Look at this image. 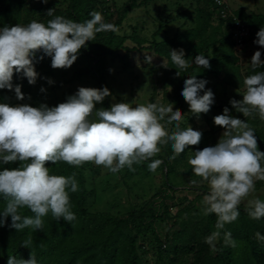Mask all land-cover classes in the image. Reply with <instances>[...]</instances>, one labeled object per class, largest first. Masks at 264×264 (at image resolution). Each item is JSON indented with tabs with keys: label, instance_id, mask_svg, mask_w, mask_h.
<instances>
[{
	"label": "clouds",
	"instance_id": "1",
	"mask_svg": "<svg viewBox=\"0 0 264 264\" xmlns=\"http://www.w3.org/2000/svg\"><path fill=\"white\" fill-rule=\"evenodd\" d=\"M47 15H53L52 9ZM89 16L83 22L55 15L46 23L33 19L27 24L0 27V89H13L17 99H23L21 85L13 86V74L22 73L29 84H34L39 75L34 64L38 51L43 53L39 59L51 57L53 68H67L77 59L78 50L86 47V41L92 40L96 33L118 31L115 25L104 21L99 11H92ZM256 36L254 43L264 46V26ZM169 51L171 63L164 60L162 63L174 65L179 74L189 61L183 52ZM146 59L150 61L151 57ZM192 62L209 67L205 54L199 53ZM250 65L254 69L264 65L261 50L254 52ZM206 83L195 74L183 81L180 95L194 114L208 112L214 103V93L205 89ZM244 85L243 98L231 99L229 103L245 117L257 113L264 120V71L245 76ZM109 95L106 86H79L74 94L55 106L0 102V163L23 162L17 168L0 169V198L6 201L4 210L0 211V226L10 216L9 226L17 231L28 226L37 230L49 212L56 220H75L69 192L78 190V182L74 176L52 173L46 162L64 161L78 166L90 161L117 172L125 166L134 171V162L149 161L146 167L152 171L161 163L159 159L149 160L159 151L158 145L167 142L172 149L170 158H175L186 147L200 142L202 132L191 126L181 128L179 122L184 115L171 104L133 105L121 101L108 108H95ZM160 121L175 122V130L166 133ZM213 121L224 129L222 135L214 146L194 151L188 163L192 173L207 181L204 211L215 213L216 228L222 229L225 223L237 219L238 205L254 190L255 180H264V151L258 148L256 132L247 119L232 115L228 107L214 116ZM247 205L250 217H264V200L256 197L248 200ZM24 207L33 215H22L19 209ZM219 234L212 232L205 238L206 242L213 243ZM256 237L264 240L259 232ZM225 238L228 242L231 233L226 232ZM23 246L27 247L28 242ZM7 264H38V261L31 253L28 259L9 256Z\"/></svg>",
	"mask_w": 264,
	"mask_h": 264
},
{
	"label": "rangeland",
	"instance_id": "2",
	"mask_svg": "<svg viewBox=\"0 0 264 264\" xmlns=\"http://www.w3.org/2000/svg\"><path fill=\"white\" fill-rule=\"evenodd\" d=\"M68 1L33 0L31 11L29 8L27 12L25 11L26 19L22 24H27L33 19L40 21L43 16H47L50 9L64 10ZM132 1L93 0L95 11L102 14L105 22L115 25L121 18V24L116 32L125 38L123 47H117L114 55L106 59L103 83L97 75L92 74L65 84L76 70L94 66V62L87 55V48L82 46L78 50L77 59L67 68H53L51 57L43 60L36 82L22 90L23 99H17L13 90L0 89V102L9 105L26 103L34 107L42 103L55 106L64 102L67 96L74 94L79 86L96 88L106 86L110 90V95L95 105L97 109L108 108L114 103L125 101L132 102L133 105L148 102L171 104L174 110H179L184 115L179 122L180 127L191 126L194 130L201 131L200 142L186 147L175 158H170L172 149L167 142L158 145L159 151L149 160L159 159L161 163L152 171L146 167L149 161L134 162L132 165L134 171L125 166L117 172H111L103 165L88 161L87 183L94 193L88 201L86 210L92 214L105 212L116 218H129L132 222L124 232L136 239L135 247L140 264H191L192 257L182 255V251L180 254H173L170 252L171 248L176 240L183 246L191 238L203 242L207 226L213 221L217 222V215L205 213L203 197L208 191L207 181L192 173L188 158L194 155V151L217 143L224 129L214 124L213 117L221 114L224 107H228L232 115L242 120L247 119L249 126L256 132L254 135L258 148L264 150V120H261L257 113L245 117L229 103L231 99L243 98L242 93L246 90L244 78L251 75L253 70L250 65L251 57L259 49L261 60H264V46L254 43L258 37H254L249 28L245 27L244 30L233 28L232 35L217 54H214V49L207 52L208 56L211 55L209 57L222 66L219 77L205 78L207 81L205 89L213 91L214 103L206 113L194 114L185 111L178 106L174 87L166 86L163 82L162 69L165 66L162 62L167 61L156 55L149 47L154 41L164 42L178 32L195 28L198 25V0H136L139 7L126 11ZM221 1L232 12L244 9L247 13L264 15V0ZM41 8L43 13L40 11ZM213 9H210L214 12V18L209 25V31L218 22L216 16L219 15L218 10L215 12ZM162 25H165V28L158 34ZM218 38L221 39L222 36L219 35ZM89 50H92V47H89ZM146 57H151V60ZM49 80L52 83H49ZM42 87L44 91H41ZM160 122L166 133L175 130V122L168 124ZM190 180H196L198 183L191 184ZM256 197L264 200V180H255L254 190L248 197L242 199L238 205L239 210L247 209V201ZM149 208L155 210V215L161 216L154 226L163 244H158L153 234L139 232L137 225L133 223L135 216L140 218V214ZM238 219L239 216L232 223L237 225ZM148 221H151V217ZM222 239L219 234L214 240L209 251L210 256L216 253L217 244ZM48 260L47 264H59L55 256H50Z\"/></svg>",
	"mask_w": 264,
	"mask_h": 264
},
{
	"label": "trees",
	"instance_id": "3",
	"mask_svg": "<svg viewBox=\"0 0 264 264\" xmlns=\"http://www.w3.org/2000/svg\"><path fill=\"white\" fill-rule=\"evenodd\" d=\"M32 1L0 0V27L24 23L25 11L27 12L28 8L31 11ZM138 7L139 4L133 0L126 11ZM219 8L215 0H198V25L195 28L178 32L173 38L164 42L154 41L149 47L156 55L164 58L167 63H171L169 50L183 52L185 59L189 61L188 67L179 70V74H176L177 69L171 64L162 69L163 82L166 86L174 87L178 106L185 111H190V109L180 95L183 81L192 74H195L198 79L220 76L221 63L209 57L208 50L214 49V54H217L223 48L225 41L232 35L231 30L236 28L237 21H240L244 28H249L254 37H257L256 33L264 26L263 14L247 13L244 9L232 12L227 8V18L222 19L216 14L218 22L209 31V25L214 18V12H211L210 9L216 12ZM40 11L43 13V8ZM92 11H95L93 0H69L64 10H53L52 16H43L40 21L46 23L55 15H61L77 22H83L90 18L89 13ZM120 24L121 18L115 26L118 27ZM164 28L165 25H162L158 34ZM219 35L222 36L221 39L218 38ZM124 41V37L111 30L96 33L92 40L86 41L85 47L88 49H86L87 55L94 62V66L76 70L65 84L92 74L97 75L103 83L106 59L114 55L117 47H123ZM89 47H92V50H89ZM199 53L205 54L209 58V67L204 68L192 62V59L194 60ZM41 55L43 53L38 51L36 53L37 60L34 61L37 73L42 67L43 60L49 58L44 56L43 59H39ZM259 71H264V65L253 68L251 74ZM12 83L13 86L21 85V92L29 85L27 78L22 73L15 72ZM260 150L264 151L262 148ZM20 163L23 162L0 163V169L17 168ZM86 165L87 162L78 166L64 161H57L55 164L50 161L46 162V166L52 173L74 176L77 180L78 190L69 192L71 210L75 213L76 218L71 222H66L62 218L56 220L49 212L42 218L43 225L40 229L34 230L28 226L17 231L9 226L11 217H7L4 225L0 226V264H7L9 256L28 259L31 253L35 256L38 264H47L50 256H55V259L59 260V264H140V257L135 247L136 239L129 237L124 232L128 224L132 222L129 218H116L105 212L95 214L87 212L88 201L94 191L88 187ZM5 206L6 201L0 198V211H3ZM19 211L22 215H33L26 207ZM155 213L153 208H149L140 214V218L135 216L133 223L137 225L139 232L153 234L156 242L163 244L164 242L156 234L154 226L161 216H157ZM150 217L151 221H148ZM237 221V225L232 222L225 223L227 226L224 225L222 229L215 227L216 221L207 226L205 238L214 231H218L223 237L217 244V251L213 256H210L209 251L214 241L210 244L206 242L205 238L203 242L191 238L184 246L176 240L170 252L180 254L182 251V255L192 257L191 264H264V240L256 237L257 232L264 236V217L252 218L244 209L240 211ZM213 227H215L214 230ZM226 232L231 233L228 242L224 236ZM26 241L28 242L27 247L23 246ZM232 241H234V245ZM160 258L163 263V258L161 256Z\"/></svg>",
	"mask_w": 264,
	"mask_h": 264
},
{
	"label": "built area",
	"instance_id": "4",
	"mask_svg": "<svg viewBox=\"0 0 264 264\" xmlns=\"http://www.w3.org/2000/svg\"><path fill=\"white\" fill-rule=\"evenodd\" d=\"M216 4L220 7L218 9V14L222 19H226L227 18V7L224 6L223 2L221 0H215ZM241 26V27H240ZM236 28H238V30H241V28L244 30V26L240 23V21H237L236 23Z\"/></svg>",
	"mask_w": 264,
	"mask_h": 264
}]
</instances>
